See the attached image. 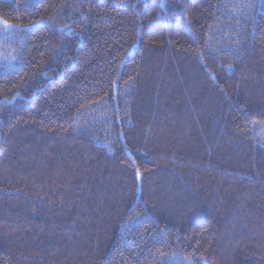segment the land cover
<instances>
[{
    "label": "trees",
    "instance_id": "obj_1",
    "mask_svg": "<svg viewBox=\"0 0 264 264\" xmlns=\"http://www.w3.org/2000/svg\"><path fill=\"white\" fill-rule=\"evenodd\" d=\"M0 21V264H264V0Z\"/></svg>",
    "mask_w": 264,
    "mask_h": 264
},
{
    "label": "rangeland",
    "instance_id": "obj_2",
    "mask_svg": "<svg viewBox=\"0 0 264 264\" xmlns=\"http://www.w3.org/2000/svg\"><path fill=\"white\" fill-rule=\"evenodd\" d=\"M13 58H6L0 56V71L3 69H5L6 71L15 69L16 67L13 65ZM2 65L5 66V68H3Z\"/></svg>",
    "mask_w": 264,
    "mask_h": 264
},
{
    "label": "snow or ice",
    "instance_id": "obj_3",
    "mask_svg": "<svg viewBox=\"0 0 264 264\" xmlns=\"http://www.w3.org/2000/svg\"><path fill=\"white\" fill-rule=\"evenodd\" d=\"M0 23L4 24V32L7 33L9 31L11 25H8L6 22H2V21H0ZM137 177H139V172H137Z\"/></svg>",
    "mask_w": 264,
    "mask_h": 264
}]
</instances>
